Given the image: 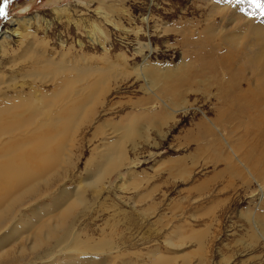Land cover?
Here are the masks:
<instances>
[{"label":"rangeland","instance_id":"obj_1","mask_svg":"<svg viewBox=\"0 0 264 264\" xmlns=\"http://www.w3.org/2000/svg\"><path fill=\"white\" fill-rule=\"evenodd\" d=\"M94 26L99 45L88 38ZM33 51L44 64L27 60ZM113 64L121 69L109 73L103 105L75 135L68 175L38 206L20 208L22 220L0 238L8 251L0 264H264V10L239 0H12L0 19V108L19 92L51 94L75 76L52 83L56 65L101 72ZM138 65L154 71V85L137 75ZM35 71L48 77H24ZM32 115L17 124L35 129ZM48 128L46 137L42 130L2 137L4 153L22 146L6 160L23 163L22 154L34 171L36 146L49 147L47 139H55L51 148L71 146L60 125ZM126 135L139 142L137 152L127 142L125 166L100 190L87 188L86 170L103 165ZM77 189L86 205H74L66 222L75 218L80 238L104 253L61 254L54 240L31 251L24 232ZM40 207L46 211L35 218Z\"/></svg>","mask_w":264,"mask_h":264},{"label":"bare ground","instance_id":"obj_2","mask_svg":"<svg viewBox=\"0 0 264 264\" xmlns=\"http://www.w3.org/2000/svg\"><path fill=\"white\" fill-rule=\"evenodd\" d=\"M99 14L101 16H104V18L106 19L105 21H109L107 14ZM93 28L94 29L92 32L94 34L88 33L89 41L93 45H99V39L96 34L97 27L94 26ZM12 33H14L18 37H22L18 29L13 30ZM9 37L10 36L8 35V32L5 33L4 38L8 39ZM80 46L83 47L84 45L80 44ZM28 57L29 59L27 60L30 62L37 61V65L44 64V62L40 60V53L37 54L34 51L30 52L28 54ZM23 61L24 60H22V62ZM55 67L57 68H55L50 73L52 83L57 84V82H59V80L62 78V75L64 74L72 72L75 73V76L73 78H70L69 75H65L61 80L63 81V83L58 86L56 90L51 94H45L44 92H42L40 94H36L35 96L32 95V97L29 98L27 96H24L22 92H19L18 96L15 97L17 102L13 106L0 108L1 145L3 144L1 138L4 136H10L14 135L17 132H21V136L28 137L31 134H39L42 130L43 135L46 137L54 132H52L48 127H52L56 130L58 125H60V130H58L60 134L65 132L69 133L72 136V139L70 140L71 146L68 145L65 147L60 145L51 148V144L55 142V139H47L49 140L47 144L49 147L41 145L36 146L34 151L37 153V155L33 157L34 161L36 162L32 167H30L34 171H31L27 166H25L26 160L24 161V159H26V157L24 158L22 154L21 156L23 158V163L16 164L15 162L6 160L8 157L20 153L22 151V146L16 147L10 153H4L5 150L0 149V151L3 152L2 155L1 153L0 155L3 157L5 156L4 159L6 160L5 162L0 163V184H7L10 181H12L13 183L9 185L13 186L12 189H10V187H0V238L10 228L9 226L15 228V226L13 225L14 222L22 220L19 218L21 207L25 206L26 209H29L30 205L38 206V202L50 196V192L53 190L55 182H59L66 178V174L68 175L69 173L68 166L71 165L72 159L70 149L74 145L76 137L75 135L83 124L90 121V117L94 112L96 106L100 103L101 105H103V98H106L102 97L104 94V90L105 88H109L108 86H106L110 81L109 73H111L112 70L116 72L121 69L120 66H117L115 64H113L110 69H106L105 71L101 72H99L100 70L93 69V67L91 66L88 69L79 68V70L75 68H65L62 65H56ZM148 67L149 66L147 65H144V67L139 66V69L136 71V73L142 79L150 82V85H154V82H151L153 75L152 73H154V71H151V69ZM121 73L119 74L121 75ZM95 75H98L97 79ZM25 76L39 78L38 80L48 77V75L41 73V71H35L33 75L25 74L24 77ZM261 80H264V75L262 76ZM1 84L2 81H0V85ZM79 85H82L83 87L78 88ZM153 95L156 94L153 93ZM166 107L165 108L168 111L170 110L174 112V108H170L168 104H166ZM25 113L33 114V121L35 122L37 120H40L35 129L29 130L30 127L28 125L17 124L18 119L16 118H19V116ZM9 116H11L12 119L9 118ZM8 119L11 120L8 121ZM139 135L142 139L147 138L146 133L139 131ZM131 140L134 142H132ZM127 142L131 143V151L137 152V148H139L140 146L139 142L131 135L123 136V138L117 141L118 144H115L113 147H111L108 155L105 157V162L103 165L95 168L94 170H86L87 176L83 183L87 188L94 191L95 189H99L100 186L105 182V180L109 178V176L114 171L125 166V161L127 158V150L125 149H127L128 147ZM7 146L8 145L6 144L3 145V147ZM250 159L248 158V160ZM38 162L43 164V168H38ZM107 182L108 181H106V183L104 184V187L106 186ZM57 191H59V189ZM60 194L67 195L68 191L64 189V191L60 192ZM28 202L29 204H27ZM33 203L34 205H32ZM79 204L86 205L84 197L80 195V193H78L77 189V194L74 196V199L71 202L60 205L59 207H61V209L56 214L48 213L46 218L44 220L42 219L36 227L26 230L24 232V235L26 237H22V241L23 239H25V242L31 240L30 249L33 252L42 249L44 245L51 243V241L54 240L56 241L57 247L64 249L61 254H63L64 252H71L72 255L81 253L82 255L96 256L99 253H104V250L106 248H99L98 245L96 246L89 244L87 240L85 241L80 238L78 234L79 232L77 233L75 230V218L72 219L71 222L69 221V223L66 222L72 215L71 212L75 209L74 205ZM31 211H33V209ZM44 211H46V209L40 207L37 214L34 211L33 215L35 218H39ZM24 221H26V224H24V226H28L31 222H33L32 219L27 218V215H25ZM1 244L2 241L0 240V261L2 257H4V255L8 252L7 250H4L5 245ZM22 244L23 243L21 242L18 245L19 248ZM24 245H22L21 247L22 249L19 252L20 255L27 250L26 246ZM104 247H106V245ZM50 256H53V254H44L43 256L39 257L38 260H45L47 258H50Z\"/></svg>","mask_w":264,"mask_h":264},{"label":"snow or ice","instance_id":"obj_3","mask_svg":"<svg viewBox=\"0 0 264 264\" xmlns=\"http://www.w3.org/2000/svg\"><path fill=\"white\" fill-rule=\"evenodd\" d=\"M239 2H249L256 8L264 10V0H239ZM10 3H12V0H2V3H0V19H7Z\"/></svg>","mask_w":264,"mask_h":264}]
</instances>
